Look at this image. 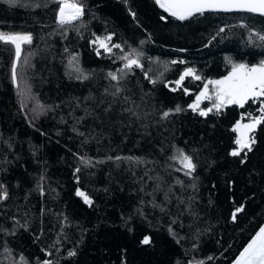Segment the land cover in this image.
Listing matches in <instances>:
<instances>
[{
    "label": "trees",
    "instance_id": "obj_1",
    "mask_svg": "<svg viewBox=\"0 0 264 264\" xmlns=\"http://www.w3.org/2000/svg\"><path fill=\"white\" fill-rule=\"evenodd\" d=\"M75 2L61 25L59 0H0V33L32 36L19 59L0 41V264H227L264 218V123L231 155L235 121L264 117V97L189 105L206 80L264 61V16Z\"/></svg>",
    "mask_w": 264,
    "mask_h": 264
},
{
    "label": "snow or ice",
    "instance_id": "obj_2",
    "mask_svg": "<svg viewBox=\"0 0 264 264\" xmlns=\"http://www.w3.org/2000/svg\"><path fill=\"white\" fill-rule=\"evenodd\" d=\"M10 3H15V0H10ZM59 3L60 7L57 13V21L61 25L76 20L82 14L81 6L75 2V0H72V2H69V0H59ZM158 3H160V6L165 8L166 11H169L172 16H175L180 20H184L185 18L192 16L194 13H203L208 9H219L225 11L241 10L258 13L264 16V0H158ZM220 31H223V29ZM105 39L110 40L111 36L106 37ZM260 39L264 40V35H261ZM0 41L14 45L16 58L19 59L21 55L22 43H31L32 36L31 34L0 33ZM96 42H98L100 47L105 51L111 52L112 49L107 46L105 40H101L97 37ZM114 47L119 48L120 46L114 45ZM123 59L128 60V63L125 64L126 69H131L133 65L139 66V60L137 59H132L129 56H125ZM12 70L13 80L15 81V63L13 64ZM192 74L193 70L191 68L186 69L176 81L177 86H180L181 81H183L186 76H190ZM109 75L112 76V79H117L115 74L110 73ZM195 78L200 79L198 76ZM208 84L213 86L216 99V103L213 105L215 109L219 110L221 107L230 104H238L242 107L250 98L264 97V62H262L259 66L253 65L251 67L244 64L233 65L232 71L227 76L219 80L209 81ZM207 91L208 85H205L204 90H202L200 95L197 97L196 102L189 105V107L193 108V110L197 109L199 101L202 98H208ZM176 110L180 111L179 107H177ZM262 110H264V105H262ZM207 111H212V109H208ZM206 114L207 112L205 111L200 112V115L202 116ZM164 115L167 116L168 113L166 112ZM261 123H264V117H258L254 119L252 123L246 125H241L240 121H237L234 126V130L240 133L235 141L238 148L234 149L231 152V155H240L241 150L244 148H247L249 151L252 150V145L255 143V140L250 138L248 133ZM241 128L243 131H241ZM173 159H179L185 169L191 171L195 168L192 158L186 155L183 150H180L179 157H173ZM5 195L6 193H0V199H4ZM77 195L82 196L85 203H91L85 193L77 190ZM241 210V208H237L235 210L233 213V219L236 218V213ZM142 243H149V238L145 237ZM73 254L74 253H69V255ZM45 264H48V262H45ZM201 264H203V262H201ZM234 264H264V226L259 228L256 235L248 242L243 251L236 258Z\"/></svg>",
    "mask_w": 264,
    "mask_h": 264
},
{
    "label": "rangeland",
    "instance_id": "obj_3",
    "mask_svg": "<svg viewBox=\"0 0 264 264\" xmlns=\"http://www.w3.org/2000/svg\"><path fill=\"white\" fill-rule=\"evenodd\" d=\"M70 2V1H69ZM81 6V5H80ZM60 7V6H59ZM101 39V38H100ZM103 40V39H101ZM97 41V39H96ZM97 44L99 45V43L97 42ZM100 47V45H99ZM264 62V61H263ZM253 66V65H251ZM249 66V67H251ZM259 66V65H257ZM233 68V67H232ZM232 68L224 75L220 76V77H217V78H212V79H208L205 81V83L202 85V87L200 88V90L196 93L194 99L192 100V102L190 103L191 104H194L197 100V97L200 95L201 91L204 90L205 88V85H208V91H207V97L208 98H202L200 101H199V106L196 110L198 111H205L208 107L210 106H213L215 103H216V99H215V95H214V91H213V86L208 84L209 81H212V80H219V79H222L223 77L227 76L231 71H232ZM186 70V69H185ZM185 72V71H184ZM209 101V105L208 106H203L202 104L205 102V101ZM211 100V101H210ZM202 105V106H201ZM256 119V118H254ZM254 119H250V120H241V119H238L235 121L234 123V126L236 125L237 121H240V124L241 125H246V124H250L253 122ZM241 131H243V129L241 128ZM236 132V139L238 138V136L240 135V133L238 131H235ZM248 136L250 137V133H248ZM238 148V145L237 147Z\"/></svg>",
    "mask_w": 264,
    "mask_h": 264
},
{
    "label": "water",
    "instance_id": "obj_4",
    "mask_svg": "<svg viewBox=\"0 0 264 264\" xmlns=\"http://www.w3.org/2000/svg\"><path fill=\"white\" fill-rule=\"evenodd\" d=\"M157 5L168 15H171L169 11H166L165 8L160 6V3H158V0H155ZM206 11H212V12H247V11H241V10H231V11H225V10H219V9H208ZM251 13V12H250ZM196 14V13H194ZM258 14V13H255ZM260 15V14H259ZM172 16V15H171ZM175 17V16H173ZM177 18V17H175ZM178 19V18H177ZM261 226H264V218L262 221L259 223V225L255 228V230L252 232V234L249 236V238L245 241V243L241 246V248L237 251V253L231 258V260L227 264H234L236 258L240 255V253L243 251L244 247L248 244V242L256 235L257 231H259V228Z\"/></svg>",
    "mask_w": 264,
    "mask_h": 264
}]
</instances>
